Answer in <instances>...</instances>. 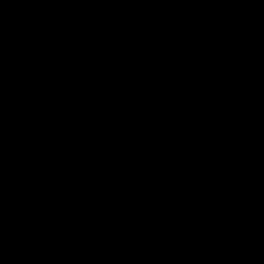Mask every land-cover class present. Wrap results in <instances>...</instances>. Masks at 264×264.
Here are the masks:
<instances>
[{
	"label": "water",
	"instance_id": "1",
	"mask_svg": "<svg viewBox=\"0 0 264 264\" xmlns=\"http://www.w3.org/2000/svg\"><path fill=\"white\" fill-rule=\"evenodd\" d=\"M0 264H264V0H0Z\"/></svg>",
	"mask_w": 264,
	"mask_h": 264
}]
</instances>
